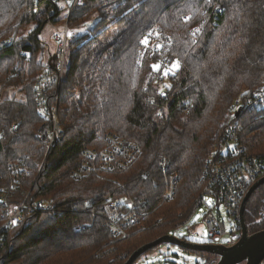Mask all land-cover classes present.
<instances>
[{"label": "trees", "instance_id": "obj_1", "mask_svg": "<svg viewBox=\"0 0 264 264\" xmlns=\"http://www.w3.org/2000/svg\"><path fill=\"white\" fill-rule=\"evenodd\" d=\"M74 1L0 0V226L5 207L28 194L51 201L3 232L0 264H124L189 215L224 145L264 159V0ZM90 21L89 37L70 42L66 76L48 93L64 133L48 151L38 137L44 120L36 81L54 68L57 50L45 60L41 34L48 23L65 22L69 31ZM155 27L162 52L184 66L169 85L154 81L145 89L159 52L148 51L142 67L137 60ZM12 88L24 99L2 95ZM108 135L136 143V159L117 154L126 167L116 162L75 177L84 149L111 147ZM126 196L140 223L115 241L105 205ZM244 220L250 234L264 230V183ZM188 251L200 264L219 258Z\"/></svg>", "mask_w": 264, "mask_h": 264}, {"label": "built area", "instance_id": "obj_2", "mask_svg": "<svg viewBox=\"0 0 264 264\" xmlns=\"http://www.w3.org/2000/svg\"><path fill=\"white\" fill-rule=\"evenodd\" d=\"M83 0H75L73 7L77 2ZM153 31L155 34H153ZM160 33L157 28L147 32L141 40V51L138 56L137 65L142 67L144 65L145 55L148 51L150 56L155 51L159 52V58L152 63L153 69L149 71L148 76L144 81V87L147 88L149 84L158 82L160 80H167L175 77L183 69V63L177 59H171L163 55L161 50ZM147 38L148 44L142 43ZM11 40L7 41L9 43ZM57 45H59L56 52L55 66L60 65L62 55L65 57V42L62 36H58ZM160 43V44H159ZM64 60V59H63ZM154 65H159L157 70ZM178 65V67H177ZM56 68V71H57ZM52 70H45L40 74L36 81V97L37 110L42 116L44 122L38 130V137L44 143L47 150H51L58 141L62 140L64 133L58 127L59 121L57 117L51 112L54 108L49 103L48 93L50 87L56 83V75ZM167 73V75L165 74ZM56 113V109L54 111ZM107 141L111 143V147L97 149L85 148L83 155L85 157L82 163V169H74L75 177H82L83 173L96 170L99 166L103 168H110V162L117 158V154H126L127 158L135 157L138 153V146L133 142H119L112 135L106 136ZM228 142L219 152V156L211 160L203 173V178L206 179V185L203 190L201 198H198L194 204L193 211L176 226L188 225L191 222L195 212L203 205H208L206 202V195L214 197V205L209 206V210L205 213L204 226L207 230V242L209 244H222L225 246H232L237 243L242 237V230L239 221V207L242 198L247 192L250 183L255 182L264 173V159L252 158L243 155L242 148L233 146ZM227 147V151L224 148ZM127 161V160H126ZM98 162H100L98 164ZM119 165H126L124 161H120ZM173 184L167 189V197L173 195ZM27 195L26 197H28ZM25 197V198H26ZM220 205L228 208V216L231 221L230 230L227 229L225 221L220 214ZM51 201L48 199L31 200L27 199L14 207L7 209L4 213L5 222L0 227V242L3 240L4 231L9 228H16L24 219L27 212H32L36 209L49 208ZM127 208L129 211H124ZM135 203L131 198H116L109 200L105 205L107 215V226L111 230L116 239L126 238L131 233V228L137 226L139 221V214L133 212ZM174 235H176L173 232ZM177 236V235H176ZM180 238L184 236H178Z\"/></svg>", "mask_w": 264, "mask_h": 264}, {"label": "rangeland", "instance_id": "obj_3", "mask_svg": "<svg viewBox=\"0 0 264 264\" xmlns=\"http://www.w3.org/2000/svg\"><path fill=\"white\" fill-rule=\"evenodd\" d=\"M77 3H80V2L78 1ZM93 25H94V21H90L85 26H83L81 28L69 29V31H68V24L64 22L63 24H60V25L48 23L46 25V27L44 28V30H43V32L41 34V38L48 45V49L44 53V59L45 60H47L49 58V56L51 54H54L56 52V50L58 49L59 45H57V43H56L58 36H62L64 38V42H65V47H66V49H65V57L62 55V58L59 61L60 62L59 67L57 68V66L54 65V68L51 71L53 74L56 75V83H58V84L61 83L63 81L64 77L66 76L65 74L67 72V63H68L66 57L68 56L67 54H69V50H70L69 44H70V42L72 40H74V39L79 38V37H89V35H90L89 34V29L92 28ZM153 34H155L154 31H153ZM163 55H165V54L163 53ZM169 58H171V57H169ZM171 59H173V58H171ZM56 68H57V71H56ZM182 70L183 69H181V71L178 73L177 76H175V78L180 76ZM158 82L168 83V80H160ZM151 84H149V86ZM167 85H169V83ZM149 86L147 88H149ZM147 88H145V89H147ZM2 95H4V97H11V96L14 95L17 99H22V100L24 99L23 93L17 91L14 88L7 89V90L3 91ZM50 104H51V107L54 108L51 112H53V114L55 115V117H57V120H58V111H59L58 110V105L57 104H52V102H50ZM252 105L253 104L250 103V106H252ZM55 109H56V113H54ZM58 127L61 129L60 123H58ZM63 138H64V136H63ZM229 145L233 146V143L230 142ZM224 151H227V147L224 148ZM243 152L244 151L242 150V153ZM244 155H246V154H244ZM136 157H137V155L135 157L127 158L126 160H128V162L130 163V161L136 159ZM120 161L121 160H119L117 162V159H114L113 161L110 162V164H111V166L114 163H116V162L119 164ZM98 163H100V162H98ZM111 166H109V167H111ZM119 166L123 167V168L126 167V165H124V166L119 165ZM167 166H168V161H165L164 162V168H166ZM87 173H89V172L87 171V172L83 173L82 177H84ZM82 177H80V178H82ZM263 177H264V173L258 179L263 178ZM263 183H261L260 185H262ZM172 184L173 183L170 182L168 188H170V186ZM202 194H201V196H202ZM201 196L199 198H201ZM126 197H128V196H126ZM128 198H131V197H128ZM26 199L28 201L31 198L28 196V197L24 198V200H22L20 203H22ZM131 199L133 200V198H131ZM243 199H244V197L242 198V201H243ZM249 199H250V197H249ZM249 199H248V201H249ZM242 201H241V205H242ZM206 202H207L208 205L201 206L195 212V215L192 217L191 222L188 225L175 226V228H174V230L172 231L171 234H173V232H174L177 236H181V237L184 236L189 241H194V242H197V243H205V242H207L208 234H207V230H206V228L204 226L205 213L209 210V206L214 207L216 212H218V211H217V207H215V205H214V197L213 196L206 195ZM20 203H18V204H20ZM15 205L16 204H12L11 206H6L4 213L7 212L8 208L14 207ZM241 205L239 207V215H240ZM41 209H45V208H41ZM36 210H39V209H36ZM192 211H193V209H192ZM227 212H228V208L226 206H224V205H220V214L222 216V219L225 221V225H226L227 229L230 230L231 221L229 219V216H228ZM240 226H241V222H240ZM133 228H131V230H133ZM241 230H242V228H241ZM131 233H133V232H131ZM131 233H130V235H131ZM113 238H114L115 241H120V240L124 239V238L116 239V237L114 235H113ZM202 259L203 258H201V256L199 254H197L195 252H192V251L185 250L184 248H182V247H180L178 245L170 244V243H162V244L158 245L157 247L153 248L152 250H150L149 252L144 253L139 259H137V261L134 264H200V263L203 262Z\"/></svg>", "mask_w": 264, "mask_h": 264}, {"label": "water", "instance_id": "obj_4", "mask_svg": "<svg viewBox=\"0 0 264 264\" xmlns=\"http://www.w3.org/2000/svg\"><path fill=\"white\" fill-rule=\"evenodd\" d=\"M19 125L18 123L14 129L17 130ZM263 182L264 177L255 181L244 196L239 215L242 237L234 245L197 243L169 234L143 245L124 264H134L144 253L149 252L162 243L175 244L188 250L215 253L219 257L216 264H262L264 261V230L250 234L244 220V212L250 195Z\"/></svg>", "mask_w": 264, "mask_h": 264}, {"label": "snow or ice", "instance_id": "obj_5", "mask_svg": "<svg viewBox=\"0 0 264 264\" xmlns=\"http://www.w3.org/2000/svg\"><path fill=\"white\" fill-rule=\"evenodd\" d=\"M69 2H71V0H69ZM190 19V18H189ZM142 43H144V44H148V39L147 38H145L143 41H142ZM177 67H178V65H177ZM154 68H156L157 70H159V68H160V66L159 65H154ZM166 75H167V73H165ZM182 235V234H181Z\"/></svg>", "mask_w": 264, "mask_h": 264}]
</instances>
